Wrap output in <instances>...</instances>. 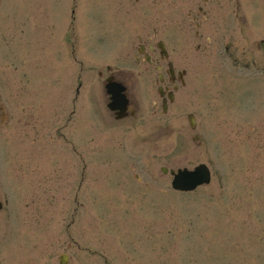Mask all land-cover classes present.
Masks as SVG:
<instances>
[{
  "label": "rangeland",
  "instance_id": "374dc122",
  "mask_svg": "<svg viewBox=\"0 0 264 264\" xmlns=\"http://www.w3.org/2000/svg\"><path fill=\"white\" fill-rule=\"evenodd\" d=\"M157 1L0 0V264H264V72L212 77L207 24L196 37L187 18L168 45L191 76L168 111L151 67L128 84L134 116L106 115L96 71L133 65L138 18L158 27ZM240 1L264 17V0ZM260 39L252 28L245 47ZM200 163L212 178L194 192L161 171Z\"/></svg>",
  "mask_w": 264,
  "mask_h": 264
},
{
  "label": "flooded vegetation",
  "instance_id": "af4514ba",
  "mask_svg": "<svg viewBox=\"0 0 264 264\" xmlns=\"http://www.w3.org/2000/svg\"><path fill=\"white\" fill-rule=\"evenodd\" d=\"M157 2L159 4L157 29L151 26L154 23L153 18H145V15L139 17L142 26L138 34L135 33L134 40L137 43L133 47L134 53L131 55L133 65L131 67H118L117 65L105 64L104 69L97 72V76L104 74L105 77L124 85L128 105L126 117L123 119L134 116L131 104H135L136 100L131 95L132 92L128 84L136 82V77L145 79L146 74L151 72V67L157 71L156 82L162 84L160 99L161 106L165 110L168 108L169 101L174 99L171 90L177 88L178 82L185 83L191 76L187 68H179L176 65L177 56L180 55L186 60L189 54L185 51L178 52L177 43L171 48L168 45L169 42H175V39H170L171 36L176 38V31L181 28V18L183 17L192 19L198 27L207 24L206 55L209 58L212 77L219 76V73L230 70V68L236 72L233 75H238L237 73L245 69H248L253 76L261 71L259 68L261 66L259 51L255 48L247 49L244 44L247 12L244 11V5L240 0H158ZM195 3H198L197 7L194 6ZM199 18L201 21L197 23ZM259 19L260 17L256 16L253 24L259 23ZM167 40L169 41L167 42ZM135 69H137V73L142 75L134 74ZM1 108L0 105V128L3 124ZM109 116L112 119L116 118L114 112H109ZM7 201L8 199L5 198L2 203L6 204ZM2 209H5V206ZM6 213V219H10L11 211L8 210ZM15 217V220L22 221L19 213H16Z\"/></svg>",
  "mask_w": 264,
  "mask_h": 264
},
{
  "label": "water",
  "instance_id": "95a60500",
  "mask_svg": "<svg viewBox=\"0 0 264 264\" xmlns=\"http://www.w3.org/2000/svg\"><path fill=\"white\" fill-rule=\"evenodd\" d=\"M107 94L110 96L109 108L112 110H117L118 117L122 116L126 107V99L123 95L124 87L121 84L110 83L106 84ZM191 124H194L193 118L190 117ZM165 170V169H163ZM179 175L173 183L174 187L184 190L192 189L193 187L209 182V172L205 165L198 166L195 171H179ZM61 264L67 262V256L61 255L59 259Z\"/></svg>",
  "mask_w": 264,
  "mask_h": 264
}]
</instances>
